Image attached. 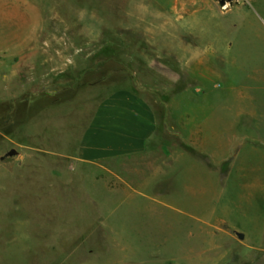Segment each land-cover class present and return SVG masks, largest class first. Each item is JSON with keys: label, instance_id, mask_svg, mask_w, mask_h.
Here are the masks:
<instances>
[{"label": "rangeland", "instance_id": "374dc122", "mask_svg": "<svg viewBox=\"0 0 264 264\" xmlns=\"http://www.w3.org/2000/svg\"><path fill=\"white\" fill-rule=\"evenodd\" d=\"M185 4L0 0V264H264V0ZM93 84L131 88L178 130L192 113L190 134L204 113L207 151L175 148L208 169L162 165L148 193L126 198L120 173L139 183L151 168L113 164L115 176L58 156L57 139L79 133L65 102ZM240 94L255 98L263 135L241 118L229 136ZM252 171L248 189L238 175Z\"/></svg>", "mask_w": 264, "mask_h": 264}, {"label": "crops", "instance_id": "0c3cea01", "mask_svg": "<svg viewBox=\"0 0 264 264\" xmlns=\"http://www.w3.org/2000/svg\"><path fill=\"white\" fill-rule=\"evenodd\" d=\"M187 1L195 2L196 0H179V3H182L181 6L186 7L185 3ZM241 94L239 95L241 97L239 101L248 103V106L242 104L244 106L240 107L239 111H233L227 117L230 120V123L226 126V130L231 131L229 136L239 134L236 129L240 126L239 120L241 118L248 120V135L252 137L263 135L261 121H259L261 114L256 106L255 98L249 95H245L247 98H242L245 96ZM69 103H75V110L78 109L79 111L77 117L79 120V133L75 136L71 132L66 137L57 139V143L62 146L58 156L71 161L73 167L78 165L100 167L115 176L116 173L111 170L113 164L129 165L131 162H136V166L139 168L135 172L137 176L141 173L143 167L151 168L150 176L139 183H134L129 177L120 173L119 179L125 188L126 198L132 191L137 195L148 193L162 173H166L162 165L168 168L172 167V169L174 167L173 172H175L176 167L181 165L198 166L200 168L205 166L207 169L209 167L207 160L193 159L186 150L175 148L180 143L195 144L200 152L207 151L206 128L209 123L206 121L209 119L207 116H203L204 113L199 114L200 120L196 125L198 126L196 132L190 134L187 127L192 124V119H194L192 113H189L183 119V124L179 126L178 130L175 125L170 126L168 123L163 122L153 104L131 88L123 87L108 91L106 86L102 84H93L89 89L80 91L79 95L74 98V102L73 100L65 102V104ZM220 114L222 113H217L212 119L213 125L211 126L217 130L221 127L220 122L224 120L223 115L220 116ZM75 126H77L76 123L71 126L72 129ZM52 139L47 134L46 140L51 142ZM216 143L223 144L221 139H217ZM46 151L49 152L48 149ZM159 154H162L164 158L161 162H157L156 159ZM212 164L220 167L223 165V161H214ZM240 165L248 168L260 166L254 161H235L234 166L240 167ZM254 173L255 171L238 175L243 178L241 179L243 183H247L246 188L248 187V189L251 188L250 184L256 182L257 176H254ZM168 174H170L169 171ZM213 174L224 177L222 170ZM247 174H250V176ZM259 182L262 183L261 180ZM239 234L241 232L236 230L235 236ZM262 235L264 241V233ZM244 240L240 246H244ZM257 251L260 250L254 249L252 252L248 251L243 254L250 257L254 256Z\"/></svg>", "mask_w": 264, "mask_h": 264}, {"label": "water", "instance_id": "95a60500", "mask_svg": "<svg viewBox=\"0 0 264 264\" xmlns=\"http://www.w3.org/2000/svg\"><path fill=\"white\" fill-rule=\"evenodd\" d=\"M241 239H243L244 238V236L242 235V234H239L238 235Z\"/></svg>", "mask_w": 264, "mask_h": 264}]
</instances>
